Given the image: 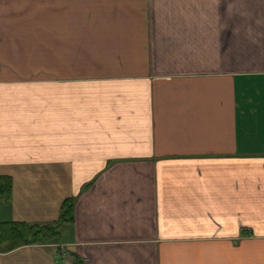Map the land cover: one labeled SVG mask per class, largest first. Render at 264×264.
Instances as JSON below:
<instances>
[{"label": "crops", "instance_id": "crops-1", "mask_svg": "<svg viewBox=\"0 0 264 264\" xmlns=\"http://www.w3.org/2000/svg\"><path fill=\"white\" fill-rule=\"evenodd\" d=\"M0 175V264H264V0H0Z\"/></svg>", "mask_w": 264, "mask_h": 264}, {"label": "trees", "instance_id": "trees-1", "mask_svg": "<svg viewBox=\"0 0 264 264\" xmlns=\"http://www.w3.org/2000/svg\"><path fill=\"white\" fill-rule=\"evenodd\" d=\"M11 191V177L0 175V196L8 199L11 196ZM73 205L74 199H64L59 217L51 223L0 222V251H9L27 244L49 243V240L58 233L57 228L62 222L72 221ZM74 264H80V261L75 258Z\"/></svg>", "mask_w": 264, "mask_h": 264}]
</instances>
